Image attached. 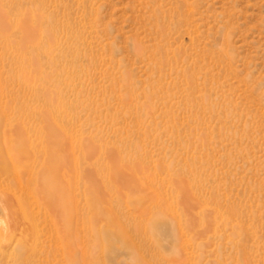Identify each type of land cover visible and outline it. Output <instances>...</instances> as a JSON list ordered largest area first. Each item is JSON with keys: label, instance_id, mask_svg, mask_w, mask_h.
<instances>
[{"label": "rangeland", "instance_id": "374dc122", "mask_svg": "<svg viewBox=\"0 0 264 264\" xmlns=\"http://www.w3.org/2000/svg\"><path fill=\"white\" fill-rule=\"evenodd\" d=\"M0 199V264H264V0H0Z\"/></svg>", "mask_w": 264, "mask_h": 264}, {"label": "bare ground", "instance_id": "6f19581e", "mask_svg": "<svg viewBox=\"0 0 264 264\" xmlns=\"http://www.w3.org/2000/svg\"><path fill=\"white\" fill-rule=\"evenodd\" d=\"M0 200H2V199H0ZM7 207L5 206V205H3V200H2V202H0V211L1 212H4V213H6L7 212V209H6ZM2 216L4 217V215L2 214ZM1 216V217H2ZM2 220V219H1Z\"/></svg>", "mask_w": 264, "mask_h": 264}]
</instances>
